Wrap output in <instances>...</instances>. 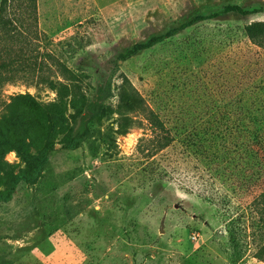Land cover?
Segmentation results:
<instances>
[{
    "label": "rangeland",
    "instance_id": "obj_1",
    "mask_svg": "<svg viewBox=\"0 0 264 264\" xmlns=\"http://www.w3.org/2000/svg\"><path fill=\"white\" fill-rule=\"evenodd\" d=\"M223 5L252 12L198 20L106 66ZM35 17L0 42V190L54 146L38 179L0 202V264H264L247 209L264 189V158L237 146L235 128L251 129L249 110L264 101V50L242 30L264 20V0H36ZM100 76L86 135L63 149Z\"/></svg>",
    "mask_w": 264,
    "mask_h": 264
},
{
    "label": "trees",
    "instance_id": "obj_2",
    "mask_svg": "<svg viewBox=\"0 0 264 264\" xmlns=\"http://www.w3.org/2000/svg\"><path fill=\"white\" fill-rule=\"evenodd\" d=\"M17 6L16 13L12 12L13 7ZM229 12H235L239 17L245 16L252 11L244 9L241 5H223L220 9L213 11L207 15L194 16L190 21L181 23L175 27L169 28L161 34H153L142 42L133 43L130 46H126L120 50L114 52V54L106 61L107 67L117 66L118 61L125 60L126 58L137 54L140 51L151 48L157 43L167 39L183 30L185 27L198 20L212 19L221 17ZM36 0H0V42L4 37H12L15 34L8 35V32L14 31L18 33V28L23 27L24 24L35 23L36 19ZM243 33L247 40L256 47L264 50V20H252L245 23L242 26ZM12 32V33H14ZM49 56V55H48ZM105 89V78L100 76L96 81V87L94 96L78 111L71 116L69 125L64 127V134L61 142L63 149H73L78 146L81 139L86 135L88 131V124L93 119V111L96 108V104L102 100V92ZM22 103L32 110H38L39 106L32 97L17 96ZM156 117V115H155ZM158 123L162 127L163 131L168 134L165 127L162 125L159 119ZM256 129L253 139L261 140V137L257 134ZM251 139V138H250ZM19 144L13 143L12 140L6 139L3 144L8 148L13 149L16 153L24 155L27 150L23 144V140L18 141ZM241 144V143H240ZM54 146L53 141L45 142L37 151L36 155L26 162L22 169L16 171L7 181H5L4 187L0 190V202H7L11 199L18 183L23 182L26 184L34 183L43 169V166L48 160V154ZM238 147H242L243 145ZM247 209L250 210L253 218L251 223L254 225V229L257 231L256 236L254 234V245L256 251L253 257L258 261L264 263V189L257 193L247 205ZM241 215L236 214L239 218Z\"/></svg>",
    "mask_w": 264,
    "mask_h": 264
},
{
    "label": "crops",
    "instance_id": "obj_3",
    "mask_svg": "<svg viewBox=\"0 0 264 264\" xmlns=\"http://www.w3.org/2000/svg\"><path fill=\"white\" fill-rule=\"evenodd\" d=\"M259 104L257 108V113H254L252 110L250 111V114L254 121H251L250 124L252 125L251 129L249 125L243 122L242 124L237 123L236 128V137H240L237 144L242 147H244L246 150H249L253 156L257 158H264V101L260 100V98L257 100V103ZM254 115V116H253ZM255 117V118H254ZM249 122V121H248ZM258 129V136L261 137V140H254L251 135L254 136V133ZM246 132V139H244L240 132ZM251 138V139H250ZM241 143V144H240Z\"/></svg>",
    "mask_w": 264,
    "mask_h": 264
}]
</instances>
